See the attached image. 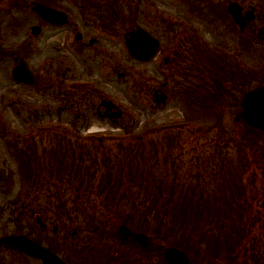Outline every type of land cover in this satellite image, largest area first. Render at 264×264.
<instances>
[{
	"label": "flooded vegetation",
	"instance_id": "flooded-vegetation-1",
	"mask_svg": "<svg viewBox=\"0 0 264 264\" xmlns=\"http://www.w3.org/2000/svg\"><path fill=\"white\" fill-rule=\"evenodd\" d=\"M37 2L61 12L62 21L47 22L32 10L30 31L35 25L41 31L49 28L54 40L83 59L85 71L90 69L87 62L98 59L104 68L102 84L111 82L112 89L115 32L127 23L124 14L132 18L138 11L152 20V0H0V40L4 30H23L24 18L17 16ZM174 9L179 20L168 18L164 9L159 12L160 27L145 29L159 47L144 63L158 61L163 79L157 84L150 75L147 107L157 110L174 102L180 114L177 124L147 125L146 179L154 193L166 195L169 178H174L181 219L177 237L189 264H264V126L244 117L245 96L264 86V0H179ZM140 29L132 27L127 34ZM34 43L28 39L23 47ZM50 69L59 79L48 78L63 82L58 92L52 85V93L73 114L66 138L58 135L67 145L65 152L82 148L87 175L104 153L103 173L114 178L115 143L136 152L132 140L140 134L131 132L133 124L119 125L125 112L110 91L88 84L71 88L62 65L51 63ZM35 83L34 78L30 86ZM22 173L28 176L27 170ZM65 175L57 177L62 182L42 177L51 183L38 188L30 185L34 181L27 183L29 190L21 193L14 208V230L0 234V264H43L5 240L12 236L31 239L67 264H168L164 231L158 241L147 235L142 247L133 228L129 239L118 233L127 253L126 259L115 261V203L107 205L112 212H99L96 203L88 201L94 189L85 184L73 190Z\"/></svg>",
	"mask_w": 264,
	"mask_h": 264
},
{
	"label": "rangeland",
	"instance_id": "rangeland-1",
	"mask_svg": "<svg viewBox=\"0 0 264 264\" xmlns=\"http://www.w3.org/2000/svg\"><path fill=\"white\" fill-rule=\"evenodd\" d=\"M135 1L137 2V0ZM144 1L150 3V0ZM178 1L152 0L151 22L142 12L137 11V16L134 13L132 18L127 13L124 14L127 23L118 25V30L115 32V68L117 72H115V87L113 89L111 82L105 86L102 84L104 82V68L98 59L87 62L86 69L90 68V71H85L83 59L76 56L63 42L54 40V35L49 28H43L38 38L32 37L29 28L34 23V18L30 14V12L33 13L32 8L21 10V14L17 16V18H21V16L24 18L22 31L9 32L4 30L3 39L0 40V234L14 230L13 220L15 221L17 217L14 208L21 193L29 190L26 187L27 183L34 181L30 183L32 188L51 183L42 177H55L56 181L62 182L64 180H58L57 177H63L64 173H66L65 178L71 184L80 183L83 177L82 155H79L82 148L73 146L70 147V152H65L67 145L58 136L60 135L62 139L66 138V129L69 128L73 114L68 113L67 107L59 102L60 96L57 97V94L54 93L56 99L54 98L51 86L56 84L58 86L56 91L58 92L59 88L63 87V82L55 83L47 78L50 76L59 79V75L54 69H50L51 63L63 66L62 73H66L63 79L71 88H78L80 84H88L97 86L100 90L110 91L115 97V103L125 112L119 125L133 124V133L143 134L144 128L149 123L157 126V128L177 124L180 114L174 102L157 110H150L147 107L150 75L157 78V84L163 81L159 73V62L157 61L150 66L135 61L127 50L125 37L132 27L147 30L154 28L156 31L160 27L159 12L161 13L164 9L168 18L171 19L172 17L179 20L175 17L174 9L178 5ZM125 10L129 11L128 9ZM13 13L16 15V11ZM102 38L106 39L105 36ZM28 39H33L35 43L33 47L30 46L27 49L23 46ZM20 47L23 48L19 49ZM1 48L6 49L9 55L1 51ZM16 57L19 61L23 60L30 68L36 79L35 86H26L12 78V68L18 63L15 60ZM95 122L98 120L95 119ZM102 122L105 123V121ZM34 124L37 125L34 126ZM139 140H132L135 141L136 152L141 149ZM110 149L112 147L108 150ZM133 152L134 150H131L128 145L115 143V160L121 159L124 160V164H128V157L124 154L128 153L127 155L130 157ZM103 156L104 153L98 155L96 162L92 164L93 178L87 179L88 182H93V188H97V196H99L103 179L104 168L101 162ZM74 157L79 158V161L75 160ZM141 161L142 159L139 162ZM21 164H25L28 177L22 173ZM86 164H91L87 158ZM73 173L75 178H73ZM41 181L42 183L39 184ZM136 209L139 211L143 209V206ZM154 221V218H149V223L152 226H155ZM119 226L120 223L116 222L115 219L117 231ZM135 226L136 228H145L148 232L151 230V226ZM148 234L152 238L157 236L155 233L154 235L150 232Z\"/></svg>",
	"mask_w": 264,
	"mask_h": 264
},
{
	"label": "trees",
	"instance_id": "trees-1",
	"mask_svg": "<svg viewBox=\"0 0 264 264\" xmlns=\"http://www.w3.org/2000/svg\"><path fill=\"white\" fill-rule=\"evenodd\" d=\"M124 155L128 157V164H124V160H115V179L109 178L104 187H115V192L109 191V194H103L102 201L106 204L115 203V213L118 219H121L123 213H125V219H132L127 212H129L131 206L126 204H138L145 207L147 215L151 216L156 221L157 234H161L163 227H166L167 243L176 247H183V244L178 240L179 233V218L180 209L177 206V195L176 193H170L165 195L155 194L152 192L153 188L149 186L146 179V162L144 154L140 156ZM124 156V157H125ZM136 158V160H133ZM140 159H142L141 162ZM175 189V181L172 184H168ZM125 205V206H124ZM134 211L136 210L133 206ZM127 211V212H126ZM164 223L159 224L161 219H164Z\"/></svg>",
	"mask_w": 264,
	"mask_h": 264
},
{
	"label": "water",
	"instance_id": "water-1",
	"mask_svg": "<svg viewBox=\"0 0 264 264\" xmlns=\"http://www.w3.org/2000/svg\"><path fill=\"white\" fill-rule=\"evenodd\" d=\"M34 10L41 15V17L47 21H57L59 13L41 4H36ZM34 34H38L39 27H35ZM126 45L130 53L138 60H149L155 53L159 46V42L154 39L149 33L141 30L140 32H133L126 38ZM13 76L16 80L31 83L33 76L29 69L21 63L13 70ZM245 104L247 107L245 117L250 123L254 125L264 124V87L257 88L256 90L248 93L245 98ZM121 230L127 235H131L126 227H122ZM141 239L146 240L145 235H140ZM142 243L146 244V241ZM11 243L18 245L21 249L27 251L31 255H37L42 257L44 264H64L58 258L53 256L49 251L45 250L37 244L27 241L25 238H11ZM166 257L170 264H187L188 259L183 253L175 248L169 247L166 250Z\"/></svg>",
	"mask_w": 264,
	"mask_h": 264
}]
</instances>
